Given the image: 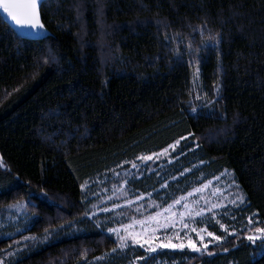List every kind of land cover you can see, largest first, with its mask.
<instances>
[{"label": "trees", "instance_id": "trees-1", "mask_svg": "<svg viewBox=\"0 0 264 264\" xmlns=\"http://www.w3.org/2000/svg\"><path fill=\"white\" fill-rule=\"evenodd\" d=\"M41 7L48 31L41 39L17 34L0 9V210L30 200L35 235L80 221L89 212L85 182L188 138L185 167L203 166L184 181L202 174L198 186L230 171L246 198L242 218L255 214L264 227V0H48ZM102 34L112 39L110 54ZM197 88L208 95L201 111ZM134 187L150 190L143 180ZM86 221L84 234L17 264H87L116 250L112 236ZM236 240L212 255L137 250L114 264L144 257L147 264H264L262 248ZM8 245L0 241V251Z\"/></svg>", "mask_w": 264, "mask_h": 264}, {"label": "rangeland", "instance_id": "rangeland-1", "mask_svg": "<svg viewBox=\"0 0 264 264\" xmlns=\"http://www.w3.org/2000/svg\"><path fill=\"white\" fill-rule=\"evenodd\" d=\"M103 37L102 34L99 41L102 39L101 42L104 44V40H107L105 41L107 45L105 48L102 45V48L110 54V50L114 47L112 39H108L106 35L105 38ZM197 90L193 100L194 105L200 106L199 111L207 109L208 95L202 90L201 93L198 88ZM208 137L211 138V136ZM208 137L206 139H209ZM187 139L179 140L180 143L176 145L175 150L168 147V153L159 156V158H156L154 154L161 153L164 149L161 152L152 153L153 160L147 162L139 159L123 161L113 169L87 181V187L82 191H84L85 201L89 205V212L80 221L62 225L57 229L50 228L46 232L35 235L29 230L32 229L31 227L38 217V211L30 200L16 202L9 207L2 208L0 210V241L8 240L9 245L0 251V264H17L23 256H27L51 242H58L62 240V237L84 234L88 226L86 220L101 231H105L106 235L112 236L117 242L115 251L103 256L102 259L99 257L87 264H114L120 258H128L129 253V256L132 257L137 250L145 251L147 257L166 251L201 255L208 253L213 248L221 249L230 238H236V241H246L255 247L262 248L264 240L258 239L253 244L245 238L250 234L249 228L254 229L257 226H262L260 219L255 214L242 218L243 215L240 214V211L246 206V198L233 173L224 170L221 174L198 186L193 185L203 179L202 174L192 184L184 181L189 175L197 173L198 169L203 166L199 163L189 168L185 167L188 164L185 161L188 153L186 151L183 153V150L188 142ZM131 162H135L138 168H132ZM140 180L146 183L150 189L149 192L144 193L134 187V183ZM209 181L212 183L206 188L203 187ZM162 185H167V187H162ZM197 189L201 190L196 191ZM238 196L243 197L242 203L237 199ZM182 197L185 199H181ZM51 200L55 202L54 199ZM176 200H180V203L176 204ZM232 201H236V203L233 204ZM185 204L188 205L187 208L184 207ZM213 204H216L217 207L209 211ZM169 205L172 206L171 209L165 211L169 209ZM104 209L110 210L104 211ZM200 209H203V212L197 216L196 212ZM249 217L254 221L253 224L248 223ZM216 221H220L236 235L224 232ZM128 225L131 227H126ZM184 225H188V227H184ZM212 227H217L222 234L211 231ZM193 228L197 231H192ZM112 229L118 230L119 236L129 237L126 241L127 247L123 249L119 247V237ZM200 229L207 231L200 232L198 235L197 232ZM207 232L225 236L226 239L223 242H217L207 236ZM176 233H179V236ZM135 234H139L137 238L141 243L145 239H148L149 243L145 244L143 248L140 247V244L133 243L132 236ZM255 234L259 235V233ZM201 236L204 237L203 240L200 239ZM189 238L200 251H193L188 247ZM169 241L174 245L183 244L184 247H160L161 244L168 245ZM204 244H208L207 249H204ZM149 247H155L156 251H147L146 249ZM263 250L264 248L261 252ZM76 253L77 250L74 249L68 256H74ZM145 261V257L133 258L126 264H147ZM155 264H168V262L159 260Z\"/></svg>", "mask_w": 264, "mask_h": 264}, {"label": "snow or ice", "instance_id": "snow-or-ice-1", "mask_svg": "<svg viewBox=\"0 0 264 264\" xmlns=\"http://www.w3.org/2000/svg\"><path fill=\"white\" fill-rule=\"evenodd\" d=\"M43 3V0H0V8H3V10L7 13V15L10 17L11 21L18 26L21 29H27L29 31H36L39 32L41 30L44 29V24L41 22L40 20V13H39V5ZM193 112L196 111L195 108L192 109ZM184 139V138H182ZM180 143L179 140H177L175 142V144L173 145H169V148H172L173 150H175L176 145H178ZM168 153V148H165L163 152L161 153H156L154 154V156L156 158H159V156L161 155H165ZM137 159L141 160V161H150L153 160V155H147V156H140ZM125 163H129V162H125ZM0 166H2V164H0ZM131 167L132 168H138V165L135 162H131ZM127 174V173H126ZM217 179H219V177H217ZM125 183H127V181H125ZM212 182L209 181L208 184H205L203 187H208ZM87 187V182H85L84 185H82V189ZM162 187H167V185H162ZM201 189H197L196 191H200ZM189 195H191V193H189ZM109 199H111V197H109ZM181 199H185V198H181ZM238 200H240V202H243V197L242 196H238L237 197ZM176 204L180 203V200H176L175 201ZM233 204L236 203V201H232ZM117 207H119V205H117ZM171 205H169V209H166L165 211H169L171 209ZM185 208L188 207L187 204L184 205ZM217 207L216 204H213L211 209H209V211H211L212 209H215ZM110 209H104V211H109ZM203 212V209H200L199 211L196 212L197 216H200L201 213ZM143 223V222H141ZM216 223L220 224V229H222L224 232L228 233L229 235H236L235 232H231L228 227H226L224 224L220 223V221H216ZM248 223L249 224H253L254 221L252 220L251 217L248 218ZM258 224V222H255ZM128 228L131 227V225L126 226ZM184 227H188V225H184ZM113 232H116L119 240H120V245L119 247L121 249L127 247V243L126 241L129 239V237L126 236H119V232L116 229H112ZM192 231H197L195 228L192 229ZM207 231L206 229H200L199 232H197V234L199 235L200 232H205ZM249 233L248 235H246V239L249 240L250 242H252L253 244L256 242V240L258 239H262L264 240V227H260L257 226L254 229L253 228H249ZM255 233H259V235H256ZM177 236H179V233H176ZM139 236V234H135L132 236V240L133 243H138L140 244V247H145V244L149 243L148 239H145L143 241V243L140 242V240L137 238ZM207 236L212 237L215 241L217 242H223L226 237L225 236H217L214 235L213 232H207ZM201 240L204 239L203 236L200 237ZM166 246H171V247H180L183 248L184 245L180 244V245H174L171 244V242L169 241L168 245H164L161 244L160 247H166ZM188 247L191 248L193 251H200L199 248L196 247L195 243L192 242V240L189 238V242H188ZM204 249L208 248V244H204L203 245ZM262 248H264V245H261ZM147 251L150 252H155L156 248L155 247H149L148 249H146ZM225 251H227L228 249L225 248ZM113 251H115V249H113ZM209 255H212L213 253L209 252ZM99 259H102L99 258Z\"/></svg>", "mask_w": 264, "mask_h": 264}, {"label": "water", "instance_id": "water-1", "mask_svg": "<svg viewBox=\"0 0 264 264\" xmlns=\"http://www.w3.org/2000/svg\"><path fill=\"white\" fill-rule=\"evenodd\" d=\"M45 1H48V0H43V3L45 2ZM43 3H41L40 5H39V13H40V20H41V22L43 23V18H41V5L43 4ZM1 9V13H2V16H3V18H4V20H6L8 23H9V25L12 27V29L14 30V31H16L17 32V34H19L20 36H22V37H24V38H26V39H41L42 37H45V36H47L48 35V31L45 29V27H44V29L43 30H41V31H39V32H36V31H29V30H27V29H21V28H19L18 26H16L12 21H11V19H10V17L7 15V13L3 10V8H0Z\"/></svg>", "mask_w": 264, "mask_h": 264}]
</instances>
